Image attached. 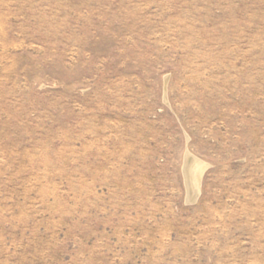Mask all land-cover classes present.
<instances>
[{"label": "rangeland", "instance_id": "1", "mask_svg": "<svg viewBox=\"0 0 264 264\" xmlns=\"http://www.w3.org/2000/svg\"><path fill=\"white\" fill-rule=\"evenodd\" d=\"M0 264H264V0H0Z\"/></svg>", "mask_w": 264, "mask_h": 264}]
</instances>
